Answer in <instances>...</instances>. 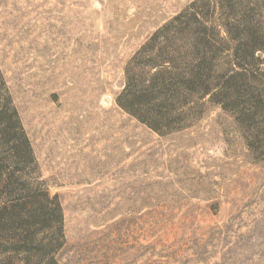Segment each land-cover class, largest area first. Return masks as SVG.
Returning a JSON list of instances; mask_svg holds the SVG:
<instances>
[{
	"label": "rangeland",
	"instance_id": "rangeland-1",
	"mask_svg": "<svg viewBox=\"0 0 264 264\" xmlns=\"http://www.w3.org/2000/svg\"><path fill=\"white\" fill-rule=\"evenodd\" d=\"M231 4L0 0V103L33 151L2 179L57 197L58 264H264V117L247 125L199 96L182 128L157 132L117 103L138 51L184 14L213 28L216 75L247 72L263 91L264 62L237 66L233 49L246 18L264 35V0ZM13 241L0 242V264H26Z\"/></svg>",
	"mask_w": 264,
	"mask_h": 264
},
{
	"label": "trees",
	"instance_id": "trees-1",
	"mask_svg": "<svg viewBox=\"0 0 264 264\" xmlns=\"http://www.w3.org/2000/svg\"><path fill=\"white\" fill-rule=\"evenodd\" d=\"M227 1L221 0V4L236 12L232 0ZM251 17L242 21L252 23L246 27V41L238 40L233 49L237 66L249 58L264 62L256 56L264 54V35ZM218 42L213 28L200 18L176 17L138 51L126 69V85L117 103L157 132L182 128L199 96L210 95L214 103L236 112L247 125L264 117V90L259 89V80L239 70L216 75ZM9 102L0 103V142L11 152L10 156L0 154V198L14 196L17 189L21 192L0 209V242L14 240L12 249L23 255L26 264H58L52 250L64 235L57 197L27 190L25 183L13 181L11 175L2 179L9 165L33 157L17 111L10 109Z\"/></svg>",
	"mask_w": 264,
	"mask_h": 264
}]
</instances>
